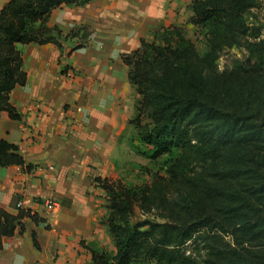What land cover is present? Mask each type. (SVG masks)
<instances>
[{
	"label": "trees",
	"instance_id": "1",
	"mask_svg": "<svg viewBox=\"0 0 264 264\" xmlns=\"http://www.w3.org/2000/svg\"><path fill=\"white\" fill-rule=\"evenodd\" d=\"M89 1L6 0L1 6L0 113L20 117L9 94L27 80L18 45L62 49L63 41L85 39L84 25L64 33L48 21L61 6ZM257 3L192 0L188 22L202 34L203 52L170 25L121 53L138 95L128 120L136 138L129 144L157 170L139 184L94 178L105 193L103 224L115 251L87 244L93 264H264V37L249 17ZM232 48L248 56L219 70ZM10 165L33 167L16 144L0 138V166ZM25 217L40 220L27 209L12 214L0 207V249L4 237L24 229Z\"/></svg>",
	"mask_w": 264,
	"mask_h": 264
},
{
	"label": "crops",
	"instance_id": "2",
	"mask_svg": "<svg viewBox=\"0 0 264 264\" xmlns=\"http://www.w3.org/2000/svg\"><path fill=\"white\" fill-rule=\"evenodd\" d=\"M191 1L61 6L49 25L63 32L84 25L85 39L73 38L83 42L64 41L62 49L52 43L18 45L27 80L9 94L20 117L0 113V138L16 144L33 167L0 166V207L15 214L22 200V209L40 220L25 217L22 231L3 238L0 264H93L86 245L101 247L108 238L98 219L103 190L94 178L107 177L105 161L133 113L127 94L132 86L120 55L137 49L153 27L174 24ZM45 199L58 206L48 210Z\"/></svg>",
	"mask_w": 264,
	"mask_h": 264
},
{
	"label": "rangeland",
	"instance_id": "3",
	"mask_svg": "<svg viewBox=\"0 0 264 264\" xmlns=\"http://www.w3.org/2000/svg\"><path fill=\"white\" fill-rule=\"evenodd\" d=\"M6 2V0H0V8L1 6ZM190 15V5L188 6V9L184 10L181 14L178 15L176 18V22L171 25H176L181 27L186 36L190 38L198 48L200 52H203L205 50V42L202 34H200L195 27L188 22V17ZM251 22L253 24L259 25L263 27V37H264V0H258L257 6L252 10L251 16ZM57 19V13L52 14L51 20L49 21L52 23V21ZM81 26V25H75ZM161 26H165L163 24L157 25L156 27H153L145 36L144 38L152 39V37L149 36V33L160 28ZM170 26V25H168ZM71 29L64 31L67 33ZM70 41H66L67 45H73L74 43L79 42L77 39H69ZM80 42H83V40ZM79 42V43H80ZM248 56V52L244 48H232L226 50L220 59L219 62V70L230 68L234 65L235 62L242 60ZM134 88L131 87V90L127 93L129 102L133 105V113H134V104L136 100L138 99V95L136 92H134ZM133 113L131 115H133ZM130 115V116H131ZM131 118V117H130ZM129 120V119H128ZM134 136L136 138V130L134 129L133 125L129 124L127 121V125L124 129V131L120 134L118 144L115 146L112 152H110L108 160L105 161L104 169L106 171L105 176L108 178L114 180V179H120L123 182L128 183H134L139 184L142 182L149 181L150 175L154 173L157 170L156 163L150 161L145 155L137 153L134 151L133 148H131L129 141L130 138ZM135 145H137V141L135 140ZM98 195L99 199V223L102 224L106 231V226L103 224V220L105 219L107 208H106V198L104 196V192L100 191ZM107 234V231L105 232ZM108 236V234H107ZM103 245L101 246L104 249H107L111 252L115 251V248L112 244V241L110 237L103 240ZM148 264H155L154 262L148 263Z\"/></svg>",
	"mask_w": 264,
	"mask_h": 264
},
{
	"label": "built area",
	"instance_id": "4",
	"mask_svg": "<svg viewBox=\"0 0 264 264\" xmlns=\"http://www.w3.org/2000/svg\"><path fill=\"white\" fill-rule=\"evenodd\" d=\"M23 201L22 200H18L17 203H16V208L17 209H22L23 208ZM43 205L48 209V210H52L53 208L57 207L58 204L57 202H55L54 200L52 199H45L43 201Z\"/></svg>",
	"mask_w": 264,
	"mask_h": 264
}]
</instances>
